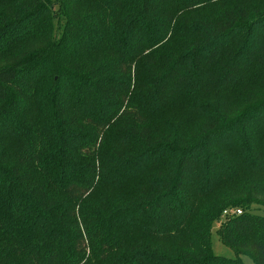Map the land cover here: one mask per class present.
<instances>
[{
	"label": "trees",
	"instance_id": "1",
	"mask_svg": "<svg viewBox=\"0 0 264 264\" xmlns=\"http://www.w3.org/2000/svg\"><path fill=\"white\" fill-rule=\"evenodd\" d=\"M254 205L264 0H0V264H264Z\"/></svg>",
	"mask_w": 264,
	"mask_h": 264
},
{
	"label": "rangeland",
	"instance_id": "2",
	"mask_svg": "<svg viewBox=\"0 0 264 264\" xmlns=\"http://www.w3.org/2000/svg\"><path fill=\"white\" fill-rule=\"evenodd\" d=\"M250 210L254 214L264 216V207L262 206L254 205L250 208ZM224 221H225V217L222 216L213 226V230H212L213 252L217 256H221L229 259H236L237 258L236 253L231 248L224 245L218 234V229ZM241 259L244 262V264H254L253 261L248 256H241Z\"/></svg>",
	"mask_w": 264,
	"mask_h": 264
},
{
	"label": "built area",
	"instance_id": "3",
	"mask_svg": "<svg viewBox=\"0 0 264 264\" xmlns=\"http://www.w3.org/2000/svg\"><path fill=\"white\" fill-rule=\"evenodd\" d=\"M242 214L241 209H227L223 213V217L239 216Z\"/></svg>",
	"mask_w": 264,
	"mask_h": 264
}]
</instances>
